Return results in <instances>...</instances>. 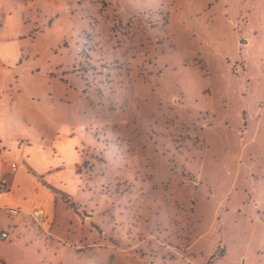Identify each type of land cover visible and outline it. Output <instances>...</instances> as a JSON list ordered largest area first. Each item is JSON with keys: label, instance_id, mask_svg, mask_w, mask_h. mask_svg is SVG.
<instances>
[{"label": "rangeland", "instance_id": "rangeland-1", "mask_svg": "<svg viewBox=\"0 0 264 264\" xmlns=\"http://www.w3.org/2000/svg\"><path fill=\"white\" fill-rule=\"evenodd\" d=\"M0 82L73 205L27 263L264 264V0H0Z\"/></svg>", "mask_w": 264, "mask_h": 264}, {"label": "crops", "instance_id": "crops-1", "mask_svg": "<svg viewBox=\"0 0 264 264\" xmlns=\"http://www.w3.org/2000/svg\"><path fill=\"white\" fill-rule=\"evenodd\" d=\"M14 105V97L4 95L0 82V181L7 185L0 190V233H7L6 239L0 237V264H30L25 261L32 256L27 246L41 242L42 237L53 245L63 232L58 229L61 218L73 205L58 186L62 173H55L64 172L63 167L46 169L44 154L36 146L27 147L28 140L15 133L16 123L27 119ZM29 115L40 120L38 112L29 111ZM10 163L17 165L14 172L9 170ZM10 208L19 213L10 215ZM75 213L78 217L73 221L82 227L91 225L88 216ZM88 235L81 234L80 241L86 242Z\"/></svg>", "mask_w": 264, "mask_h": 264}, {"label": "built area", "instance_id": "built-area-1", "mask_svg": "<svg viewBox=\"0 0 264 264\" xmlns=\"http://www.w3.org/2000/svg\"><path fill=\"white\" fill-rule=\"evenodd\" d=\"M17 169V165L15 163H10L9 164V170L11 172H14L15 170ZM7 189V185H6V182L4 181H0V190L1 191H5ZM8 213L10 215H17L19 213V211L17 209H14V208H10L7 210ZM0 237L3 238V239H6L7 238V233H0Z\"/></svg>", "mask_w": 264, "mask_h": 264}]
</instances>
